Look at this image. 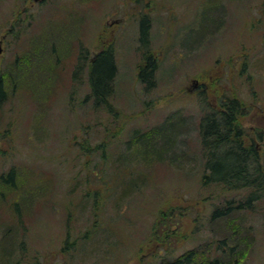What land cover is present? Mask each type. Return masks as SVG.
Wrapping results in <instances>:
<instances>
[{"label": "rangeland", "instance_id": "1", "mask_svg": "<svg viewBox=\"0 0 264 264\" xmlns=\"http://www.w3.org/2000/svg\"><path fill=\"white\" fill-rule=\"evenodd\" d=\"M30 1L0 0V264H264V197L203 183L199 134L235 99L264 167V0ZM108 46L112 112L73 78Z\"/></svg>", "mask_w": 264, "mask_h": 264}, {"label": "trees", "instance_id": "2", "mask_svg": "<svg viewBox=\"0 0 264 264\" xmlns=\"http://www.w3.org/2000/svg\"><path fill=\"white\" fill-rule=\"evenodd\" d=\"M139 24V43L141 46L147 47L149 19L143 17ZM143 57L138 68V80L143 84L144 89L152 90L155 87L157 60L147 54H144ZM116 73L117 67L112 46L105 47L95 53L87 65L90 91L87 98H92L93 108L103 107L108 111H113L110 98L115 93ZM6 99V90L0 77V104ZM229 102L227 112L207 113L200 121L199 134L206 161L202 181L205 184L214 182L228 191L248 188L251 192L246 199V204H249L264 197V167L260 168L251 161L256 160L252 159V154L241 141L242 130L234 124V116L239 109V103L235 99ZM234 107L235 110H233ZM250 161L254 164L252 165ZM220 213L222 212L216 211L214 214ZM160 224L164 223L160 222Z\"/></svg>", "mask_w": 264, "mask_h": 264}, {"label": "flooded vegetation", "instance_id": "3", "mask_svg": "<svg viewBox=\"0 0 264 264\" xmlns=\"http://www.w3.org/2000/svg\"><path fill=\"white\" fill-rule=\"evenodd\" d=\"M46 0H31L30 2H29V5L28 6H24L23 7V9H24V11H22V13H25L26 12V10L27 9H29V8H32L35 4H38V5H40V4H42V3H44ZM45 4V3H44ZM32 18L33 19H35V21L38 19V17H36L35 18V16L33 15L32 16ZM13 31H15V27H14V25H11L10 27H9V29H8V31L6 32V33H3L2 35H1V37H0V47H1V53H0V55L3 53V44H4V41H5V38L8 36V33H11V32H13ZM81 50V49H80ZM80 53H79V55H78V65L75 67L76 68V70H75V68H74V75H73V78H74V76L76 77L78 74H82L83 73V70L86 68V71H87V65H88V63L89 62H91V60H92V58L91 59H89V61L87 62V57H86V55L82 52V50L81 51H79ZM86 60L85 62H83L82 60ZM1 67V66H0ZM193 85L194 86H198V84L196 83V82H193ZM230 100H232V99H228V98H226L225 100H221V103H220V108L221 109H219V110H215V111H212L211 113H218V114H221V113H225V112H227V109L229 108V104H230ZM240 106V105H239ZM239 108V107H238ZM233 110H235V107L233 108ZM232 110V111H233ZM261 135H259V137H260ZM241 141L243 142V144H244V146H245V148L246 149H248L249 151H250V153L252 154V159H255L256 161H253V160H251L252 162H255L258 166H259V160H258V157H257V155L256 154H254L255 153V145H253V142H254V139H252V143H250V144H245V142L247 143V141L245 140L244 141V132H243V130L241 131ZM250 161V163L253 165L254 163H252Z\"/></svg>", "mask_w": 264, "mask_h": 264}, {"label": "water", "instance_id": "4", "mask_svg": "<svg viewBox=\"0 0 264 264\" xmlns=\"http://www.w3.org/2000/svg\"><path fill=\"white\" fill-rule=\"evenodd\" d=\"M1 50H2V49H1V47H0V53H1Z\"/></svg>", "mask_w": 264, "mask_h": 264}]
</instances>
